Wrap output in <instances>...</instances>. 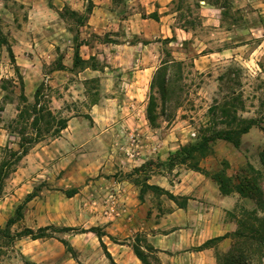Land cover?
Returning a JSON list of instances; mask_svg holds the SVG:
<instances>
[{
    "label": "rangeland",
    "instance_id": "1",
    "mask_svg": "<svg viewBox=\"0 0 264 264\" xmlns=\"http://www.w3.org/2000/svg\"><path fill=\"white\" fill-rule=\"evenodd\" d=\"M69 1L0 0V204L5 195L16 198L11 211L0 207L3 229L15 219L9 231L0 232V264H144L134 245L151 264H232L239 240L255 246L259 241L249 229L242 230L245 237L236 236L239 221L264 227L259 158L264 151V0H174L167 13H177L161 21L171 27L169 40L159 33V17L145 21L147 37L128 35L132 43H150L144 51L157 65L139 81L127 77L131 67L113 77V69L124 65L108 61L109 43L121 39L88 23L89 3ZM73 6L79 18L62 16ZM77 50L81 61L75 64ZM137 81L145 106L137 114L144 112L149 128L132 130L131 112L123 109L119 120L127 121L113 139V105L107 98L117 89L130 100L126 93ZM95 103L100 106L93 109ZM73 117L84 124L73 127L67 143L56 141L50 148L61 133L57 126ZM250 121L258 133L241 148L217 139L205 157L195 155L178 167L168 159L160 167L154 159L133 166L145 142L158 143L153 136L185 145ZM99 122L100 137H88ZM21 144L29 150L19 160ZM196 161L204 163L201 173L219 190L213 176L225 174L237 182L249 171L262 197L233 191L227 202L228 194L220 190L183 208L179 205L189 196L171 191L179 188L148 182L156 168L165 167L171 185H177L179 174ZM46 226L44 237L18 236L26 228L38 234ZM248 250L251 263L239 264H264V254Z\"/></svg>",
    "mask_w": 264,
    "mask_h": 264
},
{
    "label": "crops",
    "instance_id": "2",
    "mask_svg": "<svg viewBox=\"0 0 264 264\" xmlns=\"http://www.w3.org/2000/svg\"><path fill=\"white\" fill-rule=\"evenodd\" d=\"M79 1V0H78ZM82 4L85 2L89 3L88 0H81ZM174 0H124L123 2H115L113 0H91L92 2V9L88 12L89 14V20L88 23L94 25V29L102 31L103 29H106L108 31H111V37H115L117 39L116 41H111L110 48L113 49V52L109 56V60L111 63H116L117 66H123L119 70L113 69V77L119 78L120 71L126 70L128 67L132 68L127 73V77H138V81L141 77L147 78L150 77L155 69H157V65L152 62L154 57L152 58L150 55L144 51V49H149L150 43L148 41H137L136 43H132L129 41L128 35L131 33H141L142 37H147V33L145 32V28L143 27L145 25V21H149L151 19V16L149 13L152 11L158 12V17L160 18V21L158 22V28L159 33H163L162 36L163 39L168 37V32L171 30L168 26V30L166 29V21L168 17H172L177 12L167 13V10L170 8L168 4L172 3ZM69 3H75L74 0ZM135 5L141 6L140 9L134 8ZM124 6L125 8H121ZM131 9V11H126L124 9ZM73 9L78 11V8L73 6ZM143 9V10H142ZM157 9V10H156ZM124 11L125 14L122 13ZM148 15V16H147ZM158 19V18H157ZM161 21H164V25L161 26ZM147 23V22H146ZM100 29H99V28ZM143 32V33H142ZM107 44V43H106ZM141 49V52H138L136 54H128L127 52L133 49ZM100 55V54H99ZM92 70V69H91ZM94 73L99 72L98 69L92 70ZM118 73V74H115ZM124 75V74H123ZM121 77H124V76ZM138 81L131 86H133L134 91H129L126 94L130 95V100L127 97H122L121 93L118 92L117 89L113 91V95L111 97H108L107 99L112 100L113 105V139L118 137V135H114V131H117L119 126L125 125L123 123V120H119V112L123 109L129 110L131 113L129 115L128 123L132 130H138V131H147L148 125L147 120L145 119L144 112L141 114H137V111L139 109L144 110L145 106L140 102V100L144 99V88L139 91V89H136ZM116 88V87H115ZM100 104L95 103L93 105V109L95 107H99ZM101 108L105 109L103 105H101ZM142 111V110H141ZM127 121V120H124ZM103 122H99V124H94L93 127H90L94 130V133L89 134L94 135L92 139L99 138L100 135L98 134V130H96L97 125H102ZM81 124H84L83 120H79L78 117H73L67 121V125L65 128L61 130V133L57 136V138L53 141L51 145H48L50 148L55 147L56 141L67 143L66 137L71 136V133L75 130H72L73 127L80 126ZM263 130V129H262ZM79 131V130H78ZM88 133H90V129H86ZM120 131V130H119ZM77 133V132H76ZM258 133L257 128L255 125H253L247 132L243 133L242 135V145L247 140H251V137ZM79 134V133H78ZM174 136H176V133H174ZM143 139L146 137H142ZM157 142L152 143H144V148L142 152V156L139 158V162L137 161V164H133V166L140 165L147 160L154 159L158 160L160 162H164L169 158V155L176 152L177 149L181 145H184V143H179L175 141H170V139H161L160 137L153 136L150 139H156ZM176 138V137H175ZM149 139V138H148ZM167 143V144H166ZM166 144V145H165ZM241 145V147H242ZM240 147V148H241ZM148 149V153L145 152V149ZM57 149V148H56ZM166 149V150H165ZM58 150V149H57ZM56 153V152H54ZM244 156L247 157L248 153H244ZM66 158V157H63ZM260 158V155H259ZM261 161V160H260ZM179 164H176L174 166L178 167ZM184 165V164H181ZM206 165V164H205ZM200 166H204V163L201 161ZM207 166V165H206ZM208 167V166H207ZM176 169V168H175ZM169 173L167 172V169L159 168L155 169L154 173L149 177L148 182L150 184L165 188V189H171L173 187L179 188L178 190L173 191L176 195H184L189 196L188 199V206L190 203L195 199V197L205 198L208 193H212L214 191L220 192L218 186L211 180L209 177L201 173L200 171H195L191 167H185L184 171L179 174V178L176 181L177 185L172 186L170 183ZM175 182V180H172ZM214 189V190H210ZM232 196V195H231ZM230 194L226 195V200L229 201V198L231 197ZM231 200V199H230ZM16 201V198L14 195H5L4 199H2L0 207H3L5 211L8 212L12 210L13 205ZM187 206V208H188Z\"/></svg>",
    "mask_w": 264,
    "mask_h": 264
},
{
    "label": "trees",
    "instance_id": "3",
    "mask_svg": "<svg viewBox=\"0 0 264 264\" xmlns=\"http://www.w3.org/2000/svg\"><path fill=\"white\" fill-rule=\"evenodd\" d=\"M115 2H123L124 0H113ZM89 5L87 7V12L91 11L92 9V2L91 0H88ZM68 14V15H67ZM62 15V13H61ZM62 16H77L78 18L81 16V14L79 13V11L77 10H70L69 12H64ZM151 17L153 18H157L158 14L152 13ZM84 20V18H83ZM83 20L79 19L78 21L80 23L83 22ZM167 40H169L170 38H166ZM81 61V58L79 56V51H76V55H75V64H77L78 62ZM164 64V63H163ZM39 90H37L38 92ZM151 119V117H149ZM67 125V120H64L61 124H59L56 128V132H60L63 128H65ZM253 125H256V122L250 121L246 126H243L241 128H228V129H224V130H220L218 132H216V134H213L212 136H206L203 137L202 140L198 141V142H191L189 144H185L179 147V149L176 150V152L172 153L169 158H168V164L171 165L174 162L176 164H187V159L190 157H194L195 155H202L203 157H205L207 155V149L208 147L211 145V143L214 140L217 139H222L225 140L227 142H230L233 144L234 147L236 148H240L242 145V135L243 133L247 132ZM264 130V128H262ZM38 132H36L37 134ZM32 142L29 141L28 144H31ZM22 146V151L19 154L18 159L20 160L21 157L26 154L29 150V148L25 145V144H21ZM260 160H261V164L264 165V151L260 152ZM199 161L194 162L192 165H189V167H191L194 170L200 171V172H205L203 170V168L200 166V164L198 163ZM148 165H152V162H148L147 165H143L141 166L142 168L147 167ZM162 165H165L164 162H159L158 164H156L157 167H160ZM249 168H252L251 164H248ZM246 171V170H245ZM250 172L246 171L244 175H240L239 178L237 177L236 180L235 178L232 177H227L225 174L222 176H213V178L219 183L220 186V190L225 193V194H229L230 192L236 191L239 194H244L252 199H257L256 197L257 194L259 195V197H262L263 195V191L261 190V187L259 185V183L257 182V180L255 178H253L252 176H249ZM150 186H156L153 184H150ZM157 188H160L159 186H156ZM162 189V188H161ZM167 193L171 194V196L173 197V199H176L177 196H175L174 194H172L171 192L165 190ZM31 196V194H30ZM29 196V197H30ZM188 202V197L185 198V201L183 202V204L181 203L179 206L181 207H186ZM21 209H19L18 214L19 216L22 215V212L20 211ZM15 219L14 218H9L6 227L3 229L0 226V232H4L6 229L7 231H9L10 226L14 223ZM239 226H240V230L235 231L234 234L236 236H238L239 238L241 237H245L244 235V230L245 229H249L250 232L253 233V237H255V235L258 237L259 241L257 242V245H251L248 244L246 242H240L241 240H239V244H237V248L236 246H234L233 249V254L231 255L232 259V264H239V263H251V255L252 252L248 250V248L252 247L253 249L256 248V253H262L264 254V227L262 228V226L260 225H256L252 222H249L248 220H240L239 221ZM260 226V227H258ZM49 226H46L44 228H40V232L38 234L35 233V231L33 229L30 228H26L25 230H23L22 232H20L18 234V236L22 237L24 235H31L33 238H40V237H44L47 234L44 232L45 229H48ZM243 230V231H242ZM99 238L101 239V234H98ZM221 236L217 237L216 239L220 238ZM223 237V236H222ZM256 239V237H255ZM211 240V239H210ZM207 240L202 246H206L207 243L210 241ZM238 242V241H237ZM133 250L134 253L136 254V256L144 263V264H151L146 256V254L144 253V251L141 249V247L134 245L133 246ZM113 264H117L114 260H113Z\"/></svg>",
    "mask_w": 264,
    "mask_h": 264
}]
</instances>
